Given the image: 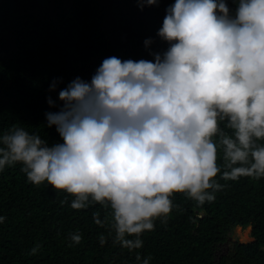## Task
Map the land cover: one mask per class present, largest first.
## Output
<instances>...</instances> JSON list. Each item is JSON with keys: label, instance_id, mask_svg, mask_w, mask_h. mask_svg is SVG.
Instances as JSON below:
<instances>
[{"label": "clouds", "instance_id": "1", "mask_svg": "<svg viewBox=\"0 0 264 264\" xmlns=\"http://www.w3.org/2000/svg\"><path fill=\"white\" fill-rule=\"evenodd\" d=\"M232 2L234 10L228 0H175L157 32L166 50L153 60L108 57L91 82L77 77L59 91L62 107L45 116L62 143L21 124L0 130V172L19 165L29 183L65 193L61 205L71 197L73 210L100 205L113 244L129 252L157 220L168 223L174 194L203 205L226 186L219 180L264 178V0ZM93 220L104 227L108 217Z\"/></svg>", "mask_w": 264, "mask_h": 264}, {"label": "trees", "instance_id": "2", "mask_svg": "<svg viewBox=\"0 0 264 264\" xmlns=\"http://www.w3.org/2000/svg\"><path fill=\"white\" fill-rule=\"evenodd\" d=\"M174 3L141 8L138 0H0V130L21 124L49 145L62 143L45 116L62 107L59 91L77 77L91 82L108 57L153 60L150 53L168 47L157 32ZM228 6L236 7L232 0ZM148 39L153 43L146 48ZM219 182L226 186L211 203L174 194L177 207L168 223L157 220L155 230L143 234V248L129 252L113 244L111 217L100 205L73 210L71 197L60 203L65 193L29 183L19 165L7 167L0 172V215L6 217L0 264H137V253L151 256L150 264H264V178ZM95 212L108 217L104 227L94 222ZM249 225L252 241L224 248L233 229L249 232ZM73 232L81 243L72 244ZM37 243L41 250L29 255Z\"/></svg>", "mask_w": 264, "mask_h": 264}, {"label": "rangeland", "instance_id": "3", "mask_svg": "<svg viewBox=\"0 0 264 264\" xmlns=\"http://www.w3.org/2000/svg\"><path fill=\"white\" fill-rule=\"evenodd\" d=\"M236 231H237L236 229H233V231L231 232L230 237L228 239V243H226L227 245H224L225 249L226 248L231 249L234 242L245 243L253 240V237L251 236V226L249 232H246L242 226L240 231L237 232Z\"/></svg>", "mask_w": 264, "mask_h": 264}, {"label": "bare ground", "instance_id": "4", "mask_svg": "<svg viewBox=\"0 0 264 264\" xmlns=\"http://www.w3.org/2000/svg\"><path fill=\"white\" fill-rule=\"evenodd\" d=\"M235 229H236L237 231H240V230H241V226H238V227H236ZM237 231H236V232H237ZM242 239H243V238H242Z\"/></svg>", "mask_w": 264, "mask_h": 264}]
</instances>
